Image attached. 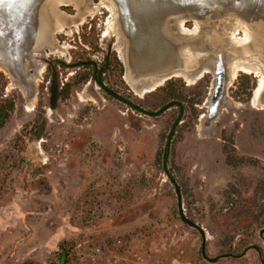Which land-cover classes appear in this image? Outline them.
<instances>
[{
  "label": "rangeland",
  "instance_id": "374dc122",
  "mask_svg": "<svg viewBox=\"0 0 264 264\" xmlns=\"http://www.w3.org/2000/svg\"><path fill=\"white\" fill-rule=\"evenodd\" d=\"M61 9L71 19L64 25L70 34L57 39L69 45L70 62H101L115 48L114 29L107 28L116 19L107 7L95 15L73 5ZM75 14L82 17L80 24L70 16ZM112 55L108 86L150 110L172 101L158 103L167 81L140 94L125 79L115 49ZM55 59L67 62L51 53L31 70L32 99L0 68L8 79L0 98L15 100L0 129V264H58L62 252L65 264H264V101L253 103L259 77L240 70L228 86L234 105H224L208 127L204 118L214 75L205 72L192 82L173 78L183 95L173 100L182 101L189 113L175 135L169 167L182 188L187 216L206 229L210 257L260 248L210 262L201 252V233L181 219L174 185L163 170L166 138L179 108L144 115L96 85L87 68H66ZM47 60L62 81L56 110L49 106ZM82 75H87L83 81ZM43 119L46 127L38 138ZM224 144L249 159L229 163Z\"/></svg>",
  "mask_w": 264,
  "mask_h": 264
},
{
  "label": "water",
  "instance_id": "95a60500",
  "mask_svg": "<svg viewBox=\"0 0 264 264\" xmlns=\"http://www.w3.org/2000/svg\"><path fill=\"white\" fill-rule=\"evenodd\" d=\"M111 1L117 9L116 25L124 50L125 78L132 86L140 90L158 80L165 83L176 74L197 76L206 69L214 75L209 109L204 118L206 127L219 118L224 105H234L228 95L230 65L234 60H257L264 64V0ZM89 3L90 0H0V68L30 99L36 96L31 70L45 52L56 46V34L61 24L71 21L61 7L74 4L86 7ZM234 18L244 21L253 32V41L246 48L229 40L227 27ZM182 20L185 24L188 21L198 23L200 30L195 34L184 33L180 28ZM248 52L250 57L246 56ZM47 61L52 66L49 106L56 110L61 99L62 81L54 62ZM62 63L69 68L96 64L92 61ZM97 83L111 97L144 115L158 117L173 106L180 107L166 138L163 170L174 185L181 219L201 233L203 257L217 262L221 257L241 258L252 248L260 251L258 245H251L241 254L210 257L206 250V229L187 216L182 188L169 167L172 140L184 118V103L172 100L157 110H150L116 92L101 79ZM260 98L264 101V90ZM45 127L46 119H43L38 138Z\"/></svg>",
  "mask_w": 264,
  "mask_h": 264
},
{
  "label": "bare ground",
  "instance_id": "6f19581e",
  "mask_svg": "<svg viewBox=\"0 0 264 264\" xmlns=\"http://www.w3.org/2000/svg\"><path fill=\"white\" fill-rule=\"evenodd\" d=\"M101 1L102 2L98 5H93V0H90V3L86 7H83L82 5H78V4H74L73 6L79 12L85 11L84 12L85 14L88 13L90 15H95L101 6H105L112 12L113 18L117 19V9H116L115 4L111 0H105V2H104V0H101ZM79 16H80V14L76 17H79ZM81 16H84V15H81ZM76 17H72V18H74V23L80 24L82 17H79V18H76ZM184 23H185V21L182 20L180 23V26H181L180 28H182L183 32L186 34H190V33L194 34V33H197V31L199 30L198 23H196L197 27L194 31L188 30L186 28V26L184 25ZM64 25H66V21L63 24H61L58 32H60L64 28ZM112 28L114 29V32L117 34V36H120L119 29L117 28L116 22L113 23V21H112L107 29L109 30ZM241 29L244 31L243 35H240L238 33L239 30H241ZM227 30L232 31V33H234V36L231 38V41L236 46H241V47L246 48L253 41V32L244 23V21H242L238 18H234L233 20L230 21V23L228 24ZM55 48H56L55 46L53 48H51L52 53L56 52ZM45 56L47 57L48 54H45ZM239 56H241V55H239ZM246 56L250 57L249 52L246 53ZM240 70L245 71V72H255L257 74L260 73L259 74L260 75V83H259L258 88L255 90L254 98H253V103L257 104V101L259 100V97L261 96V94L264 90V64L262 62L257 61V60H236L234 63L231 64V77L235 78ZM183 74H185V73H183ZM177 75H181V74H177ZM162 83L163 82L158 80L157 82H154L150 85H145L142 89H140V93L143 94V92H150L152 90H155L157 87L162 85ZM49 113H51V112H49Z\"/></svg>",
  "mask_w": 264,
  "mask_h": 264
},
{
  "label": "flooded vegetation",
  "instance_id": "af4514ba",
  "mask_svg": "<svg viewBox=\"0 0 264 264\" xmlns=\"http://www.w3.org/2000/svg\"><path fill=\"white\" fill-rule=\"evenodd\" d=\"M76 9V8H75ZM71 17H76V14L75 15H70ZM184 25L186 26V24L184 23ZM74 26H76L75 24H74ZM196 27H197V25L195 24V26H193L192 28L193 29H189L187 26H186V28L188 29V30H190V31H194L195 29H196ZM67 27H64L60 32H58L59 30H57V34H56V52H54V53H56L57 55H58V57H64V58H66V61L68 62L69 61V63L71 64H76V63H81V62H84V61H92V62H96V64H92V65H81V66H78V67H75L74 69H80V68H82V67H85V68H87L88 70H90L91 72H89L88 73V75H90L91 76V80L93 81V82H95L96 83V85H99L98 83H97V81L98 80H102L107 86H108V84H107V82H106V78H107V74L110 72V70H111V66H112V57H113V55H112V50L113 49H115L117 52H118V55H119V57H120V59L123 61V62H125V59H124V50H123V47H122V44H121V38H120V36H117V34L114 32V34L116 35V37H117V43H116V45H115V48H111V52L109 51V52H107V54L105 55V57H104V59L103 60H101V62H97V61H95L94 59H87V58H84V59H80V60H78V61H75V62H70L72 59H73V57H68V54L66 53L67 52V50H68V48H69V45H67V44H61V41H59L58 39H57V36H58V34L60 35V34H70L68 31H66L67 29H66ZM181 30H183L182 28H181ZM199 30H200V27H199ZM198 30V31H199ZM242 30V29H241ZM197 31V32H198ZM228 31V30H227ZM239 32H240V30H239ZM238 32V33H239ZM243 33H244V31H243ZM106 34V33H105ZM190 34H193V33H190ZM195 34V33H194ZM228 34H229V40L231 41V38L234 36V33H232V31H228ZM58 40V41H57ZM51 53H52V51H50ZM51 53H49V51H47V52H45V54H51ZM45 54H43V57H46L45 56ZM42 57V58H43ZM48 57V56H47ZM55 62H59L60 64H62V65H64V63H62V62H64V60H60V59H55L54 60ZM236 60H234V62H235ZM233 62V63H234ZM56 64V63H55ZM66 68H69V67H66ZM230 69H231V65H230ZM211 73L210 72V70H208V69H206V70H204V73ZM245 72V71H244ZM247 73H254V75H256L257 77H259L258 78V82L260 83V73L259 74H257V73H255V72H247ZM71 74H74V72L73 73H71ZM202 74V73H201ZM201 74H199V75H197V76H192V75H190V74H187V73H185V74H181V75H177L176 74V77H182V78H184L186 81L188 80V82H192V81H194L196 78H198V77H200V75ZM203 76V75H202ZM237 77V76H236ZM235 77V78H236ZM126 79V78H125ZM200 79V78H199ZM234 78H232L231 77V70H230V81H232ZM84 79H82V81H83ZM127 80V79H126ZM213 81H214V79H213ZM259 83H258V86H259ZM130 84V83H129ZM132 86V85H131ZM161 86V85H160ZM258 86H257V88H258ZM100 87V86H99ZM110 87V86H109ZM132 87H134V86H132ZM212 87H213V84H212ZM98 88V87H97ZM101 88V87H100ZM111 88V87H110ZM256 88V89H257ZM113 89V88H112ZM134 89H136L137 91H139L140 92V90L138 89V88H135L134 87ZM212 89V88H211ZM115 90V89H114ZM105 91V90H104ZM116 91V90H115ZM153 91V90H152ZM106 92V91H105ZM116 92H118V93H120L119 91H116ZM211 92V91H210ZM210 92H209V95H210ZM107 93V92H106ZM255 93V92H254ZM121 94V93H120ZM141 94V93H140ZM121 95H123V94H121ZM124 97H126V98H128V99H130L131 101H133L134 103H136L134 100H132L131 98H129V97H127V96H125V95H123ZM180 101V100H179ZM123 103V102H122ZM167 104V103H166ZM185 105V104H184ZM164 106V105H163ZM173 107H178V106H173ZM161 108V107H160ZM179 108V112H178V115H179V113H180V107H178ZM208 109H209V106H208ZM208 109H207V112H208ZM189 113V112H188ZM187 113V107H186V105H185V109H184V118H183V120H182V122L178 125V127L182 124V123H184V122H186L187 121V119H186V115L188 114ZM178 115L176 116V118L178 117ZM148 116V115H147ZM176 118L174 119V121H173V123H172V125H171V127H170V130H171V128H172V126H173V124H174V122H175V120H176ZM178 127H177V130H178ZM208 127V126H207ZM169 130V131H170ZM176 133H177V131H176ZM176 133H175V135H176ZM174 139H175V136H174V138H173V140H172V145H173V142H174ZM232 145V144H231ZM225 146H227L228 147V145H226V144H224V147ZM230 146V145H229ZM171 149H172V146H171ZM164 151H165V149H164ZM224 151H225V149H224ZM170 154H171V151H170Z\"/></svg>",
  "mask_w": 264,
  "mask_h": 264
},
{
  "label": "trees",
  "instance_id": "16d2710c",
  "mask_svg": "<svg viewBox=\"0 0 264 264\" xmlns=\"http://www.w3.org/2000/svg\"><path fill=\"white\" fill-rule=\"evenodd\" d=\"M86 76L87 75H82L80 77V80L85 79ZM7 84H8V79L5 75V73L0 71V93L3 92V90L6 88ZM167 85H168L169 89L167 90L166 94H164L160 97V99L158 101L159 104H161L164 101H168L169 98L173 100V99H180L183 97V95L180 92H178V90L175 86V80L173 78L167 81ZM251 88H253V86L250 85V89ZM250 93H251V90L249 91V94ZM14 108H15V100L14 99H12V98H0V129L7 123V121L10 118L11 113L14 110ZM225 151L227 152V160L231 164L238 165V164L244 162L245 160L249 159V158H245V157L236 156L234 153H232L230 150H228L227 146H225ZM232 188L236 189L235 186H233ZM255 205L257 206L258 204H255ZM263 208H264V206H263ZM251 210L252 209L250 208V209H247L246 211L249 212ZM249 213H251V212H249ZM256 216H257V218H259V214ZM262 223H264V221L260 222V224H262ZM66 260H67L66 254L64 252H62V258L58 264H65ZM25 264H37V263L28 262Z\"/></svg>",
  "mask_w": 264,
  "mask_h": 264
}]
</instances>
